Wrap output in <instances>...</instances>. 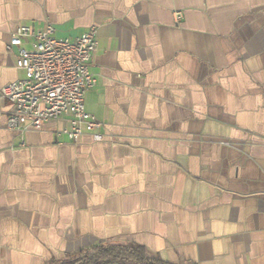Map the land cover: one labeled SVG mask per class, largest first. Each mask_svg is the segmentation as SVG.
<instances>
[{
	"label": "crops",
	"instance_id": "crops-1",
	"mask_svg": "<svg viewBox=\"0 0 264 264\" xmlns=\"http://www.w3.org/2000/svg\"><path fill=\"white\" fill-rule=\"evenodd\" d=\"M47 24L95 31L85 108L103 140L57 136L68 118L12 131L0 99V264L101 245L264 264V0H0V95L24 77L17 27Z\"/></svg>",
	"mask_w": 264,
	"mask_h": 264
},
{
	"label": "built area",
	"instance_id": "built-area-1",
	"mask_svg": "<svg viewBox=\"0 0 264 264\" xmlns=\"http://www.w3.org/2000/svg\"><path fill=\"white\" fill-rule=\"evenodd\" d=\"M175 19L180 22L183 14L176 13ZM53 33L51 24L40 30L19 26L11 37L8 49H18L16 67L24 77L1 89L0 99L12 107L8 128L22 134L42 131L46 124L68 118L69 127L58 131L57 136L77 143L90 135L100 142L103 124L85 108V96L97 83L91 72L97 51L95 31L76 39L55 38ZM27 40L32 42L31 49L23 47Z\"/></svg>",
	"mask_w": 264,
	"mask_h": 264
},
{
	"label": "trees",
	"instance_id": "trees-1",
	"mask_svg": "<svg viewBox=\"0 0 264 264\" xmlns=\"http://www.w3.org/2000/svg\"><path fill=\"white\" fill-rule=\"evenodd\" d=\"M61 264H162L137 245H101L75 255Z\"/></svg>",
	"mask_w": 264,
	"mask_h": 264
}]
</instances>
